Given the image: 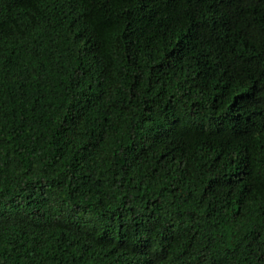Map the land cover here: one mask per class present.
Segmentation results:
<instances>
[{
	"label": "trees",
	"instance_id": "obj_1",
	"mask_svg": "<svg viewBox=\"0 0 264 264\" xmlns=\"http://www.w3.org/2000/svg\"><path fill=\"white\" fill-rule=\"evenodd\" d=\"M0 264H264V0H0Z\"/></svg>",
	"mask_w": 264,
	"mask_h": 264
}]
</instances>
